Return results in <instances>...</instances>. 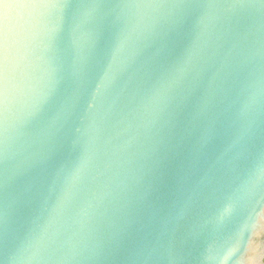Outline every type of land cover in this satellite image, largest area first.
I'll return each mask as SVG.
<instances>
[{
  "label": "clouds",
  "instance_id": "obj_1",
  "mask_svg": "<svg viewBox=\"0 0 264 264\" xmlns=\"http://www.w3.org/2000/svg\"><path fill=\"white\" fill-rule=\"evenodd\" d=\"M185 26L181 55L151 71ZM65 138L75 162L45 175ZM258 195L264 0H0V264H264L235 224Z\"/></svg>",
  "mask_w": 264,
  "mask_h": 264
},
{
  "label": "water",
  "instance_id": "obj_2",
  "mask_svg": "<svg viewBox=\"0 0 264 264\" xmlns=\"http://www.w3.org/2000/svg\"><path fill=\"white\" fill-rule=\"evenodd\" d=\"M111 30L105 29L100 37V48L104 49L111 42ZM191 33L187 26L177 30L167 38L158 42L153 47L156 53L154 60L150 62V70L158 71L176 60L191 40ZM158 49V51H157ZM78 155V148L74 147L70 138L58 141L52 148L50 159L47 162L46 173H51L61 167L71 168ZM182 157L169 155L163 160L154 176V184L157 194L166 197L174 188L176 177L181 165ZM37 213L36 199H22L17 205L14 214V227L23 230L30 224ZM236 225H242L249 231L256 233L253 236V246L257 249L260 260H264V195L256 196L250 203L242 208L235 221ZM5 224L0 215V235Z\"/></svg>",
  "mask_w": 264,
  "mask_h": 264
}]
</instances>
